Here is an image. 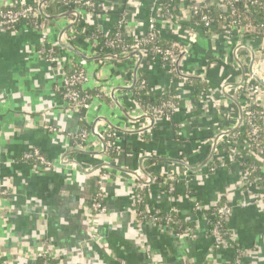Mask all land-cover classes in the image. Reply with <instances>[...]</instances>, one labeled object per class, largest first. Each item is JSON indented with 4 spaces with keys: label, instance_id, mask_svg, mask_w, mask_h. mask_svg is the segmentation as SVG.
<instances>
[{
    "label": "crops",
    "instance_id": "crops-1",
    "mask_svg": "<svg viewBox=\"0 0 264 264\" xmlns=\"http://www.w3.org/2000/svg\"><path fill=\"white\" fill-rule=\"evenodd\" d=\"M95 3L96 12L83 10L78 23L68 31L81 27L80 30L98 28L109 33L116 27L119 12L126 4L128 16L123 30L127 37L133 38L146 30L147 20L154 12L153 0H126V3L96 0ZM71 18L67 14L52 20L55 26L49 34L50 41L57 43L58 31ZM165 22L157 17L163 40L187 42L185 31L177 28L178 24L187 25L185 18L173 24ZM195 31L197 37L183 56L180 68L183 72L203 75L210 96H204L201 106L192 107L194 88L185 83L178 94L189 104L180 106L174 113L171 121L176 125L174 130L170 122H159L147 140L143 134L121 131L118 145L121 152L117 159L110 160L112 167H109L104 199L108 211L101 216L90 210L89 216L96 170L101 165L100 158L91 153L99 152L101 146L94 143L96 137L89 132L85 149L71 153L72 133H78L81 128L89 131L97 116L103 118L105 125L124 129L129 120L125 116L127 112L142 115L129 88L133 83V63L121 60L113 66L108 62L99 66L101 59L95 60L93 56L86 60L84 66L90 80L85 89L94 92L97 88L107 92L113 89L118 103L108 100L106 95L92 93V107L85 112L75 111L56 90L61 75L37 52L39 32L26 22L13 28L0 27V192H5L0 193V264H36L37 255L43 250L56 264H185L187 259L203 264L209 254L217 264L232 262L233 249L213 250L206 215L219 204L235 203L242 198L243 171L239 162L229 161L227 166L218 165L210 172L202 167L188 173L186 185L193 191V200L199 203L200 210H195L193 202L186 198L187 191L181 184L173 193L165 192L157 180L150 184L146 195L150 206L158 213L173 209L177 216L189 222L191 235L178 239L172 226L138 222L135 215L134 172L141 174L142 165L151 174L177 169L174 160L179 150L196 165L208 155L214 132L224 126L231 128L237 122V105L218 87L226 72L237 76L239 70L223 65L208 67L211 53L222 50L223 46L200 29ZM70 40L81 53L98 50L80 34ZM67 54L75 65L80 63L77 54L66 51ZM256 59L263 62L264 52L256 53ZM123 68L129 69L125 76ZM137 70L155 93H162L169 86L168 72L152 57L143 58ZM260 78L264 80V74ZM256 104L264 105V86L256 96ZM224 110L227 112L222 115ZM136 115L131 116L137 119ZM44 125L61 133L44 130ZM97 129L102 130L103 125L99 124ZM32 147L52 161L50 168L38 169L31 162L11 161ZM63 154L76 161L77 166L63 161ZM144 154H152L153 159L141 164ZM261 166L264 170V164ZM87 167L91 170L86 171ZM227 227L242 250L243 263L264 264V203L235 209Z\"/></svg>",
    "mask_w": 264,
    "mask_h": 264
},
{
    "label": "built area",
    "instance_id": "built-area-1",
    "mask_svg": "<svg viewBox=\"0 0 264 264\" xmlns=\"http://www.w3.org/2000/svg\"><path fill=\"white\" fill-rule=\"evenodd\" d=\"M42 1L43 0H32L31 2H27L26 0H1L0 27L13 28L19 23L26 22L36 29L40 35L37 52L53 66L54 70L58 71L59 75H61V83L56 86V90L65 101L64 103H67L68 107L73 108L75 111L82 110L85 112L92 107L91 103L94 99L89 92L90 90L85 89V85L90 80V75L84 66L86 59H81L80 63L75 65L73 58L69 57L70 54L66 55L67 50L63 49L58 42L50 41L49 34L55 25L52 23V20H46V18L52 15L73 11L74 13L71 14L72 18L68 23L72 24L75 21L76 12L79 14L78 21L83 10L96 12V0ZM125 5L126 4H124V9L119 12L120 16L117 20L116 27L113 29L114 33L112 35L103 33L101 32L102 29L98 28H83L79 33H77L76 30L68 31L70 30L68 29L60 36V41L69 46H72L70 39H75L76 34H80L89 44L93 43L94 47L98 48V50H94L91 54L82 53L86 58L99 55L126 57L134 51H139L142 55L139 61V67L143 58L147 55H151L152 59L168 72L169 86L164 92L155 93L152 87H149L145 76L137 70L135 85L132 91L133 94L136 92L138 93V90L142 91L139 98H135L136 105L138 109L142 111V115H136L132 111L131 113L133 114L127 112L126 117L129 120L123 128L127 131H137L136 134H143V138L144 135H146L149 139L148 135H150V137L153 136L152 129L155 128L159 122L171 123L174 113L179 109L177 108V103L174 101V98L183 101V99H180L178 90L181 89L185 83L191 85L189 82L191 79H198L200 82H205V77L203 75L183 72L180 68L183 56L188 53L191 44L197 37L195 30L200 29L203 34L205 33L216 41H221L223 46L221 48L222 50L211 53L207 60L208 67L223 65L225 67H236L239 70L237 76L233 73L226 72V76L218 88L221 92L227 93L239 102L243 115L241 124L234 132L226 134L225 132L230 129L227 127L219 128L214 132V135L209 141V153L212 150L213 140L217 136L215 148L208 162L202 167H205V170L210 172L218 165L227 166L229 161L238 163L243 157L241 151H244L249 157L257 158L263 165L264 105L259 106L256 104V96L262 85L254 78V73L260 81L263 82L260 78V74H264V65L262 66L264 61L262 62V60L256 59V53L264 52V0H169L166 4L161 0H153L152 7H154V12L147 20L146 30L141 35L134 36L133 38L127 37L123 30L128 16L126 11L127 6ZM5 6H7V8H3ZM159 16L162 20L170 22V24L176 23L181 17L185 18L187 25L183 26L178 24L179 26L177 28H182L185 31L187 42L182 44L172 41L173 44L169 46L159 44L158 41L163 39L159 32V23H157V17ZM47 22L50 23L48 24ZM213 24L216 27L215 29H211V25ZM58 33L56 35L57 38L59 35ZM128 39H131V42H128ZM250 51H254L255 58L253 61ZM124 60L132 62L134 67L139 60V56H130ZM105 62H108L109 65H115L118 61L115 62L110 58L102 59L99 66L106 65L104 64ZM252 63L253 73H250L249 68ZM241 70H244L243 81L238 86H232L234 83H240ZM193 88L195 96L193 100H191V105L192 107L201 106L204 101V96H210V89L209 87L201 90L195 87ZM113 92H115V90L112 89L108 92L107 96L110 100H115V102L118 103ZM196 93H198V95H196ZM98 94L102 95L100 92ZM143 99L158 101V104L151 105L148 103L144 105L142 104ZM183 102L184 107L185 105L188 106L187 104L189 103ZM212 104H214V102H212ZM226 112L227 110H224L221 114L224 115ZM131 115H136L137 119H133ZM98 117L100 116L95 117V119ZM144 121L148 122V124L144 125ZM99 124L103 125L102 130L97 129ZM175 127L176 125L171 123L172 130H174ZM43 129L50 132L61 133L57 128L50 125H44ZM94 131L98 135L94 143H98L101 146L100 151H102L103 147L99 138L101 137V139L104 140L105 147L104 153L97 155V158H100L99 164H101V166L96 170V188L90 198V209L88 214L90 216L91 210V212L96 215L104 216L108 211L104 199L106 196L107 184L109 183L108 177H110V168L104 164H110L111 159L114 161L119 156L121 150L118 145L121 135L119 130L105 125L102 120H97L95 122ZM89 132L91 133L90 130L88 131L85 128H81L78 133H72V144L74 147L71 148L79 150L85 149V145H88L86 139ZM109 149L114 150V159L108 158L107 151ZM61 157L62 160L67 163L71 161V158L64 156V154L61 155ZM147 157H152V154L149 156L144 154L143 157H141V164L149 161ZM16 160L31 162L33 163V168L38 169L50 168L52 166V161L36 147H32L18 157L11 159V161ZM177 160L186 163L190 167L193 166L192 168L194 169L204 161L192 165L188 155L182 151H179ZM177 166L178 168L172 171L167 170L159 173V176L163 178V184L167 187L164 189L167 193L174 192L176 183L184 182L186 186L188 173L191 170L180 163H178ZM85 170H91V167H87ZM242 171L244 184L242 198L235 203L224 202L219 204L206 215L209 224L208 233L212 240L213 250L227 247L233 249L235 253L232 262L230 261L224 264H244L242 260V250H240L235 236L227 227L230 215L237 208H246L258 203H264L263 166L257 168V166L253 165L251 169H242ZM147 173L148 175H133L134 204H142L143 206L140 212L135 209L136 219L138 222L143 223H161L159 211L150 206L146 197L149 192V186L156 180V177L153 173L151 174V172ZM116 177H118V174ZM186 189V198L193 202L195 210H200L199 203L195 199L193 200V191L188 189V186H186ZM0 193L5 192L1 191ZM168 211L171 212L174 210L170 209ZM143 213L144 215H142ZM92 221L95 223V219H92ZM172 222L173 216L171 214L166 215L163 224L170 225ZM192 231L191 227L183 229L182 231L174 230L178 239L191 235ZM43 251L44 252H40L37 257L42 256L44 258H51L45 250ZM185 264L196 263L194 260L187 259ZM203 264L217 263L214 262L212 255L209 254L206 256Z\"/></svg>",
    "mask_w": 264,
    "mask_h": 264
},
{
    "label": "water",
    "instance_id": "water-1",
    "mask_svg": "<svg viewBox=\"0 0 264 264\" xmlns=\"http://www.w3.org/2000/svg\"><path fill=\"white\" fill-rule=\"evenodd\" d=\"M44 1H48V0H43L42 2H44ZM72 13H74V12H73V11H68V12H66V13H64V14L52 15V16L47 17L46 20H47V19L53 20V19H55L56 17H62V16H64V15L72 14ZM75 14H76V18H75L74 23H72V24H67L65 27L61 28V30L59 31V33H58L59 35H58V38H57V42H58V44H59L63 49H65V50H67V51H71V52L77 54L81 59H86V60H88V59H90V57L86 58L81 52L77 51L75 47H73V46H69V45H67V44H65V43H62V42L60 41V36H62L63 33H64L65 31H67L69 28L73 27V26L78 22L79 14H78L77 12H76ZM250 52H251L252 61H253L254 58H255L254 51H250ZM130 56H139V60L137 61V63L134 65V68H133V84H132V86L130 87V90H131V89H133V87H134V85H135L136 73H137L138 66H139V64H140L139 61H140L141 56H142V55L140 54L139 51H134V52L130 53L128 56H126V57H114V56H109V55H99V56H94L93 59H95V60H99V59L102 60V59H103V60H104V59L110 58L111 60H113V61L116 62V61L124 60V59H126L127 57H130ZM249 72H250V73H253V63L251 64V66H250V68H249ZM188 78H192V77H188ZM254 78L257 80L258 83H260L262 86H264V83L260 81V79L257 77V75H256L255 73H254ZM243 79H244V70H241V76H240V81H239L240 83H234V84H232V86H238L239 84H241V82L243 81ZM224 94H225L230 100H232V101L237 105V108H238V117H237V122H236V124H235L233 127H231L230 129H228V130L225 132L226 134H230V133L234 132V131L239 127V125H240L241 122H242V117H243V115H242V109H241V106H240L239 102H238L234 97H231V96L228 95L227 93H224ZM125 116H127V113H126ZM97 120H102V121H103V118H102V117H98V118L94 119L93 122H92V124H91V126H90V128H89L90 131H91V133H92L95 137H98V135H97V134L95 133V131H94V125H95V122H96ZM108 125H109L111 128H113V129L119 130L120 132H121V131H123V132H125V133H136V132H137V131H127V130H125V129L116 128V127H113L111 124H108ZM99 138H100V142H101V144H102L103 149H102V151H99V152H92L91 154H94V155H101V154L104 153L105 143H104V140L101 139V137H99ZM216 141H217V136H216V137L214 138V140H213V143H212V150L210 151L208 157L205 158L204 161H203V162L198 166V168H196V169L190 167L189 165H187L186 163H184V162H182V161H179V160H174V161H176L177 163H180V164L184 165V166L187 167L189 170H192V171H193V170H199L204 164H206V163L208 162L210 156L212 155L213 149L215 148ZM71 150H72L71 153H74V152H76V151H79V149H71ZM147 159L150 160V159H153V157H147ZM68 163H70L72 166H77V162L74 161V160H71V161H69ZM104 165L109 166V167H112V165H110L109 163H107V164L105 163ZM100 166H101V165H100ZM100 166H99V167H100ZM84 171H85V170H84ZM126 172H127V171H126ZM129 172L131 173V171H129ZM129 172H128V173H129ZM140 172H141V174L148 175V173L146 172V170H144L143 167L140 168ZM138 174H139V173L134 172V175H138Z\"/></svg>",
    "mask_w": 264,
    "mask_h": 264
},
{
    "label": "trees",
    "instance_id": "trees-1",
    "mask_svg": "<svg viewBox=\"0 0 264 264\" xmlns=\"http://www.w3.org/2000/svg\"><path fill=\"white\" fill-rule=\"evenodd\" d=\"M161 1L164 4H166L169 0H161ZM3 8H7V6H5ZM80 28L81 27H76V31H79ZM215 28L216 27H215L214 24L211 25V29H215ZM113 33H114V31L111 29V30H109L108 35H112ZM128 42H131V39H128ZM158 42H159V44L164 45V46H169V45H172L173 44L172 41H165L163 39H160ZM148 57L150 58L151 55H148ZM189 82L191 83V85L193 87L198 88V90H201L203 88H207L208 87L205 82H200L198 79H191V80H189ZM89 92H90V94H92V93H94V94L95 93H99L98 91L97 92H94V90H90ZM135 92H136V90H135ZM197 92H199V91H197ZM141 93H142V91H139L138 90V93L137 92L135 93L136 96L134 94L135 98L138 99L139 98V95H141ZM172 94H173V91H172ZM196 95H198V93H196ZM174 101L177 103V108H179L180 106H182L183 103H184L183 101H180V100H178L176 98H174ZM148 103L151 104V105H157L158 104V101H149L147 99H143L142 100V104L147 105ZM144 139L147 140L148 137L146 135H144ZM221 148H222V146H221ZM179 151L181 152V150H179ZM241 152H242V156H243L240 159V161H239L240 166H241V169L249 170V169H251V167L253 165L254 166H257V168L262 165V162L260 160H258L257 158H255V157H249L248 155L245 154L244 151H241ZM107 154H108V157L109 158H113L114 159V157H115L114 150H110L109 149L107 151ZM153 175L156 177L157 182L160 183V185H161V187L163 189L167 188L166 185L163 184V182H162V179L163 178L161 176H159V173L153 174ZM261 181H262V179H261ZM186 186H188V185H186ZM135 209H136V211L140 212L143 209L142 204L135 205ZM168 214H171L173 216V222L170 224V226H172V228L175 231H182L183 229L189 228V222L185 221L182 217L177 216L174 211H171V212L164 211V212L160 213L161 223L162 224L164 223V219H165L166 215H168ZM142 215H144V213ZM36 264H56V262L53 259H51V258H44L42 256H39V257L36 258Z\"/></svg>",
    "mask_w": 264,
    "mask_h": 264
},
{
    "label": "rangeland",
    "instance_id": "rangeland-1",
    "mask_svg": "<svg viewBox=\"0 0 264 264\" xmlns=\"http://www.w3.org/2000/svg\"><path fill=\"white\" fill-rule=\"evenodd\" d=\"M133 65V64H132ZM113 66V65H112ZM111 66V67H112ZM130 66V65H129ZM101 68V67H100ZM112 69V68H111ZM87 70V69H86ZM127 71H129V69L128 68H126V69H122V73L124 74V76H125V73H127ZM118 72V71H117ZM131 72V71H130ZM121 75V74H120ZM97 91H99L100 93H102L103 95H106V97H108L107 95H108V92L107 91H103V90H101L100 88H97L96 89ZM106 93V94H105ZM108 100H109V98H108ZM125 124H127V123H125ZM227 126H229V125H227ZM224 128H226L225 126H224ZM178 184H181V186L183 187V190H186L187 191V189H186V186H185V183H176L175 184V191H176V189H177V185Z\"/></svg>",
    "mask_w": 264,
    "mask_h": 264
},
{
    "label": "bare ground",
    "instance_id": "bare-ground-1",
    "mask_svg": "<svg viewBox=\"0 0 264 264\" xmlns=\"http://www.w3.org/2000/svg\"><path fill=\"white\" fill-rule=\"evenodd\" d=\"M263 82H264V80L263 79H261ZM130 88V87H129Z\"/></svg>",
    "mask_w": 264,
    "mask_h": 264
}]
</instances>
